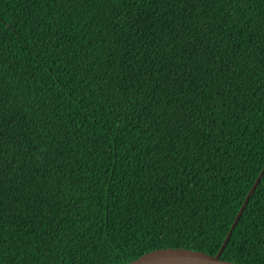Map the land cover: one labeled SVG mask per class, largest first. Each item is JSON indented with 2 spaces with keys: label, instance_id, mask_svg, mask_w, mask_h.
Returning a JSON list of instances; mask_svg holds the SVG:
<instances>
[{
  "label": "trees",
  "instance_id": "16d2710c",
  "mask_svg": "<svg viewBox=\"0 0 264 264\" xmlns=\"http://www.w3.org/2000/svg\"><path fill=\"white\" fill-rule=\"evenodd\" d=\"M263 168L264 0H0V264L216 255Z\"/></svg>",
  "mask_w": 264,
  "mask_h": 264
},
{
  "label": "water",
  "instance_id": "95a60500",
  "mask_svg": "<svg viewBox=\"0 0 264 264\" xmlns=\"http://www.w3.org/2000/svg\"><path fill=\"white\" fill-rule=\"evenodd\" d=\"M264 174V168L260 175L258 176L256 182L254 183L253 187L251 188L248 196L246 197L244 204L242 205L232 227L229 231L228 235L226 236L222 247L220 248L219 252L216 255H211L208 253H204L202 251H196L192 249H185V248H166V249H157L155 251L146 253L142 255L140 258L127 263V264H144L145 258H152L154 264H237L230 261H225L221 259L222 253L224 252L225 247L227 246L232 233L242 216L250 197L253 195L255 189L257 188L260 179Z\"/></svg>",
  "mask_w": 264,
  "mask_h": 264
},
{
  "label": "snow or ice",
  "instance_id": "6c2138e0",
  "mask_svg": "<svg viewBox=\"0 0 264 264\" xmlns=\"http://www.w3.org/2000/svg\"><path fill=\"white\" fill-rule=\"evenodd\" d=\"M117 2V0H113V3ZM144 264H154V261L152 258H145Z\"/></svg>",
  "mask_w": 264,
  "mask_h": 264
}]
</instances>
